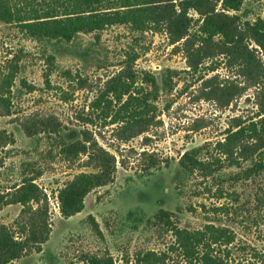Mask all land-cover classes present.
Instances as JSON below:
<instances>
[{
  "label": "rangeland",
  "instance_id": "374dc122",
  "mask_svg": "<svg viewBox=\"0 0 264 264\" xmlns=\"http://www.w3.org/2000/svg\"><path fill=\"white\" fill-rule=\"evenodd\" d=\"M239 15L263 17L264 0H244ZM199 40L191 36L187 45L184 40L171 44L164 31L141 36L115 25L70 43L38 42L0 22V76L11 65L18 68L9 112L0 107V192L30 176L33 164L41 172L35 183L46 198L50 229L40 252L34 246L13 264H84L85 256L105 254L114 264H133L139 252H167L173 238L154 220L159 210L169 212L180 229L199 230L208 223L229 228L235 234L231 260L264 264V174L236 180L249 166L240 158L241 147L224 156L215 146L228 129L256 120L257 90L217 48L211 47L206 58L190 57L202 53ZM131 50L140 56L130 66L135 86L152 91L153 107L150 125L133 137L139 130L123 131L96 108L104 102L101 96L107 99L106 88ZM47 55L54 56L52 69ZM145 73L154 76L157 93L143 80ZM83 132L115 158L116 172L112 183L85 197L81 212L64 218L57 190L74 176L96 170L85 155L70 159L61 154L58 140L72 142ZM196 147H203L201 159L218 169L213 177L200 171L185 175L180 169L179 158ZM224 207L227 212L217 211ZM20 210L18 204L0 207V226L15 236L29 218ZM168 254L169 264H182L178 254Z\"/></svg>",
  "mask_w": 264,
  "mask_h": 264
},
{
  "label": "trees",
  "instance_id": "16d2710c",
  "mask_svg": "<svg viewBox=\"0 0 264 264\" xmlns=\"http://www.w3.org/2000/svg\"><path fill=\"white\" fill-rule=\"evenodd\" d=\"M243 4L244 0H0V22L15 26L26 38L38 42L70 43L81 34L97 37L106 28L120 25L141 36L164 31L170 36L171 44L184 40L183 45H187L191 36L198 37L203 51L196 50L194 54L190 51V57L206 58L211 47L219 49L241 67L249 85L257 90L256 120L240 128L236 125L228 129L223 140L215 145L224 156L241 147L240 158L249 166L235 179L247 181L264 174V15L252 20L242 19L239 12ZM189 12L198 15V19L194 20ZM196 25V32L191 34ZM139 57L134 50L125 53L121 70L106 88L107 99L101 96L104 102L96 106L101 117L111 118V124L120 125L123 131L139 130L131 137L150 125L149 115L153 111L152 91L135 86L137 76L130 67ZM44 58L47 67L52 69L54 56ZM17 73L15 64L0 76V107L7 112ZM64 73L71 77L69 71ZM165 73L176 74L170 70ZM143 80L157 93L158 86L152 74L145 73ZM81 135L72 142L60 138V153L70 159L85 155L96 172L80 173L57 190L58 209L64 218L81 212L85 197L112 183L116 172L115 158L85 132ZM202 150L203 147L193 148L179 158L178 165L185 175L200 171L208 178L218 173V169L201 159ZM31 169L30 176L23 175L7 192H0V207L18 204L21 214L29 217L19 224L18 236L6 226H0V264H13L34 246L37 247L35 251L40 252V245L48 240L47 202L35 183L41 172L33 164ZM220 210L227 212L226 207L217 209ZM88 218L92 221V229L100 234L97 223L91 216ZM153 218L164 224L173 242L167 252H139L133 264H169L168 253L178 254L182 264H235L229 248L235 242V234L229 228L208 223L199 230L180 229L172 224L170 213L164 210H159ZM82 261L84 264H114L108 254L88 255Z\"/></svg>",
  "mask_w": 264,
  "mask_h": 264
}]
</instances>
